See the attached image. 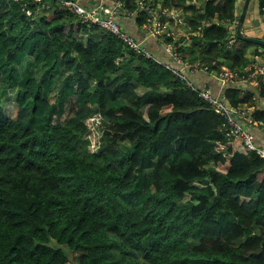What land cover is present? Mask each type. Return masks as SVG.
Listing matches in <instances>:
<instances>
[{"label":"trees","instance_id":"1","mask_svg":"<svg viewBox=\"0 0 264 264\" xmlns=\"http://www.w3.org/2000/svg\"><path fill=\"white\" fill-rule=\"evenodd\" d=\"M138 1L182 9L190 47L163 42L199 72L247 74L260 47L216 24L236 26L237 0ZM216 96L242 108L254 92ZM227 133L198 91L56 1L0 0V264H264V162Z\"/></svg>","mask_w":264,"mask_h":264},{"label":"built area","instance_id":"2","mask_svg":"<svg viewBox=\"0 0 264 264\" xmlns=\"http://www.w3.org/2000/svg\"><path fill=\"white\" fill-rule=\"evenodd\" d=\"M14 3H19L22 0H10ZM34 2H40L42 0H33ZM56 1L60 7L67 9L73 13L83 24H91L97 26L100 30L114 35L124 45L128 46L131 51L138 55H143L149 60L160 64L165 70L169 71L185 86L190 88L192 91H198V96L202 100L206 101L213 111L219 115L226 123L228 127L227 136H233L239 138L248 151L255 153L264 162V149L257 147L251 138L248 131L250 126H264L261 122H257L252 118L247 111L243 108H233L223 97L213 96L207 90H198L193 83L189 80V75L197 71H205L206 68L202 65L191 64L184 61L181 56L176 52L175 47L171 44L163 42L162 29L163 23L161 18L165 16L164 13L158 14L153 12L149 7H145L142 2H137L139 10H144L148 14L147 22L142 26V30L147 32L150 36L156 39L161 44L164 52L170 58V63L162 62L159 59L153 58L147 53L141 44L136 43L135 39L129 36L127 33L120 30L116 23V17L123 14L125 18L133 19L135 12H128L123 5L121 0H95L99 1L98 4L92 8H84L77 4V2L65 1V0H53ZM105 2H111L112 7L108 8ZM196 0H189V4H195ZM25 10V5L23 6ZM28 15V14H27ZM229 25V21H225ZM228 46L234 43L235 36L228 37ZM264 80V58H254V62L247 67V74L239 75L236 72H232L226 68H223L218 74V81L221 86L228 83H239V82H252L258 79Z\"/></svg>","mask_w":264,"mask_h":264},{"label":"crops","instance_id":"3","mask_svg":"<svg viewBox=\"0 0 264 264\" xmlns=\"http://www.w3.org/2000/svg\"><path fill=\"white\" fill-rule=\"evenodd\" d=\"M138 0H135L137 3ZM99 1H93L90 3L91 6H96ZM139 2V1H138ZM243 0H237L236 9L242 6ZM105 5V4H103ZM110 6V4H106ZM194 5V4H193ZM251 2L249 5L248 13L246 15L245 21L243 23V34L245 36L259 38L264 40V8H259L257 4H252V9L250 11ZM158 10L160 9V4L157 6ZM154 9L153 12H157L158 14L164 13L165 16L161 18L163 23L162 35L165 38H173L175 42L179 39H182V46L190 47L192 36L191 31L188 27H186L185 22L183 20L182 9L173 10L172 8L165 7L162 11H158ZM120 27L127 33L129 36L133 37L137 41L143 43L151 53L162 62L170 63V58L164 52L163 47L159 44L155 38L147 34V32L138 28L134 19L119 17L118 20ZM227 21V20H226ZM216 24H221L225 27H228L230 36L235 35L236 26L232 23L229 25L226 24L225 21L216 22ZM235 26V27H234ZM194 35V34H193ZM163 37V38H164ZM173 46V45H172ZM175 47V46H173ZM176 49V48H175ZM246 57L249 60L254 62V58L258 57L259 59L264 58V51L262 48H248L246 50ZM250 65V64H249ZM248 65V66H249ZM189 80L194 84L197 89H205L211 95L216 96L220 93V88H228L230 86L239 87L241 90L254 92L253 98L249 101V103L242 105L241 107L247 111L250 115H253L255 112L259 111L264 114V98H260L256 94V88L258 87V80L252 82H239V83H228L226 85L223 84L221 86L220 82L217 79V74H204L202 72H195L190 74ZM244 92V91H243ZM264 124V123H262ZM248 131L251 135L253 143L258 147L264 149V126L257 127H249Z\"/></svg>","mask_w":264,"mask_h":264},{"label":"water","instance_id":"4","mask_svg":"<svg viewBox=\"0 0 264 264\" xmlns=\"http://www.w3.org/2000/svg\"><path fill=\"white\" fill-rule=\"evenodd\" d=\"M65 1H71V2H77L78 0H65ZM251 0H243L242 7L240 10V14L238 16V20L236 22V32L235 35L239 40L249 42L253 45H256L260 48H264V40L254 37L245 36L242 33V26L245 21L246 15L248 13L249 5Z\"/></svg>","mask_w":264,"mask_h":264},{"label":"rangeland","instance_id":"5","mask_svg":"<svg viewBox=\"0 0 264 264\" xmlns=\"http://www.w3.org/2000/svg\"><path fill=\"white\" fill-rule=\"evenodd\" d=\"M138 2V1H137ZM252 4L251 3V6H250V11L252 9ZM242 6H240L239 8H241ZM40 74V71H36V75L38 76ZM15 96H16V92L15 91H8L6 96H4L2 98V108L5 110V112L9 115V116H12L13 113L15 112L14 110V99H15ZM98 120V119H97ZM92 145L90 147V149H92L93 147V144H94V141L96 142L97 138H98V134L96 133H93L92 136ZM72 264V263H71Z\"/></svg>","mask_w":264,"mask_h":264}]
</instances>
